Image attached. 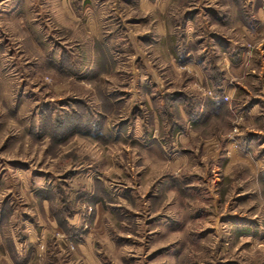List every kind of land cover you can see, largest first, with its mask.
I'll return each mask as SVG.
<instances>
[{
  "label": "rangeland",
  "instance_id": "rangeland-1",
  "mask_svg": "<svg viewBox=\"0 0 264 264\" xmlns=\"http://www.w3.org/2000/svg\"><path fill=\"white\" fill-rule=\"evenodd\" d=\"M0 264H264V0H0Z\"/></svg>",
  "mask_w": 264,
  "mask_h": 264
}]
</instances>
